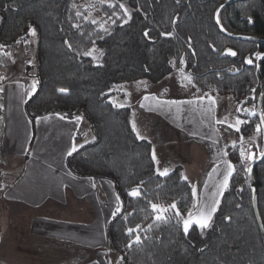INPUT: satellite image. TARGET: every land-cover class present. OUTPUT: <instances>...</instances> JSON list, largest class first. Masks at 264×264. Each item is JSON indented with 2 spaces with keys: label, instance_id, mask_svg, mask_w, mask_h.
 Segmentation results:
<instances>
[{
  "label": "trees",
  "instance_id": "1",
  "mask_svg": "<svg viewBox=\"0 0 264 264\" xmlns=\"http://www.w3.org/2000/svg\"><path fill=\"white\" fill-rule=\"evenodd\" d=\"M222 1L0 0L2 43L14 46L28 38L30 28L35 30L38 83L24 104L29 120L48 114L81 116L93 134L66 164L74 175L114 185L121 210L108 222L106 234L119 257L116 264H264L244 171L248 160L242 161L237 147L228 152L234 171L209 227L193 223L186 234L183 221L196 204L193 187L179 169L166 175L157 172L151 144L133 131L130 110L108 100L117 84L139 79L156 83L180 67L204 96L228 94L254 102L264 82V56L257 59V54H264V44L219 32L214 11ZM120 4L128 7L130 18ZM219 19L231 33L264 37V0L233 2L220 11ZM93 45L99 49L96 62L84 55ZM248 59L253 62L246 63ZM61 88L67 92H59ZM257 124L254 116L240 133L254 134ZM252 176L264 226V158ZM133 188L139 196L128 195Z\"/></svg>",
  "mask_w": 264,
  "mask_h": 264
},
{
  "label": "crops",
  "instance_id": "2",
  "mask_svg": "<svg viewBox=\"0 0 264 264\" xmlns=\"http://www.w3.org/2000/svg\"><path fill=\"white\" fill-rule=\"evenodd\" d=\"M35 43L30 34L11 46L0 63V264H61L68 261L69 248L75 259L80 257L76 264H97L98 254L110 248L106 228L120 201L109 180L77 176L67 167L72 144L80 147L91 140L82 139V119L48 114L37 122L27 117L24 104L34 93L29 80H36ZM190 101H147L139 119L150 126L143 138L153 144L157 138L179 141L181 133L205 143L219 137L216 120L224 117L219 105L205 98ZM160 167L159 173L171 171Z\"/></svg>",
  "mask_w": 264,
  "mask_h": 264
},
{
  "label": "rangeland",
  "instance_id": "3",
  "mask_svg": "<svg viewBox=\"0 0 264 264\" xmlns=\"http://www.w3.org/2000/svg\"><path fill=\"white\" fill-rule=\"evenodd\" d=\"M80 1L83 4H88L93 2L94 0ZM106 2L109 3L111 2V0H106ZM126 8L128 10L127 6ZM92 49H95V51L90 57L93 58L94 56V60L96 62L97 58H99V49L95 45H93L90 50ZM260 56H264V54H260ZM30 65L31 67L34 65V59H31ZM185 76L190 75L184 69L179 67L174 69L167 77L156 83H152L149 80L145 79H139L130 83L117 84L110 90L108 100L116 107H125L130 110L132 126L133 123L136 126L135 134L137 135V133H139V136L142 137V139H144L143 135H148L147 133H149L148 131L150 128V126L144 120H139L141 115H143L141 111V104L145 105L147 101H190L200 99L201 97L205 99H208L207 97H212L215 100L216 105H219V109L221 110L219 114L224 113L223 121L226 122L222 124L216 123V130L219 134V137L214 136V139L216 140H208V142L206 141V143L205 141H202L200 139H198L200 141H193L192 134H186L187 137H184L185 134L181 133L179 134L181 138H186L187 140L182 141V139L180 138L178 141L176 140V138L171 137L169 141L167 139H165L164 141H159L157 138L155 139L153 144L149 141L151 144L152 156L153 152L155 153L156 159L154 160V162L157 172L159 173L160 170H163L162 167H160L161 165H164L167 168H171V170L179 169L181 177L185 178L192 187H195L196 199L195 196L194 199L196 204L192 208L193 210L186 214V217L184 218V220L188 219L189 214L191 213L192 219L193 221H195L199 219V213L201 210L207 211L208 209H210V207L213 205V201L219 200L221 196L219 194L214 196L213 193L218 192V185L223 181L224 174L228 171L225 161L230 163L228 159V152L230 148L233 149L236 146L239 155L242 149L245 151L246 156L247 154L257 155L262 150V141L261 133L257 132V130L254 134L246 136H243L240 133V128L243 125L250 123L254 116L256 117V115H248L246 117H242L236 112L238 103L243 100L246 101L245 106L252 107V111L254 112L258 95L256 96L254 102L251 103L247 102V98L239 100L228 94H214L204 96L203 93L201 94L194 88L192 82L189 83L188 80L184 79ZM32 81L36 80L31 78L29 80V83L31 84ZM145 96L150 97V99L145 100ZM152 97H155V99H152ZM237 118L247 121V123H243L237 126L239 128V131H237L235 127H228L229 124L235 125ZM81 119L83 125H81V130H86L82 132V139L86 140L88 137L93 138V134H89L90 132H88V123L82 117ZM143 124H147L148 129H146L147 127H145V130H141L142 128H144L142 127ZM169 135L170 134L166 136L168 137ZM241 137H243V143H241ZM218 141H220V146ZM233 142H235L234 147ZM188 147H190V149L187 152ZM205 149H207L206 151H208L210 160L206 159ZM189 151L194 153L195 156L193 159L190 158ZM225 153H227V155H224ZM179 161H183L186 163L179 165ZM213 169L216 170L213 171ZM194 224L196 223L194 222ZM62 253L64 254V251ZM87 255V253H84V257L86 260L90 259V257H88ZM4 256L8 255L4 254ZM75 257V252L69 248L68 261H63L61 264H76V259L80 257L76 259ZM118 258V255L113 250L107 248L98 254L97 264H116ZM1 264H12V262L6 261L2 262ZM16 264L24 263L18 262Z\"/></svg>",
  "mask_w": 264,
  "mask_h": 264
},
{
  "label": "snow or ice",
  "instance_id": "4",
  "mask_svg": "<svg viewBox=\"0 0 264 264\" xmlns=\"http://www.w3.org/2000/svg\"><path fill=\"white\" fill-rule=\"evenodd\" d=\"M104 2H106V0H101V3H104ZM109 6L112 7L111 4H110ZM119 7H120L121 9L124 10V16H127V17L130 18V13L128 12L126 6H125L124 4H120ZM79 15H80V13L77 12V16H79ZM113 15H116V13L114 12ZM124 22L127 23V20H125ZM92 23H96V21L93 20ZM217 23H220L219 19H217ZM101 27L103 28V25H101ZM29 31H30V34H31L32 36H35V30H34V29H31V28H30ZM105 31H106V29H105ZM144 35H145L146 37H148V36H149V33H148L147 31H145ZM161 35H171V34H170V33H161ZM19 42H20V41H17V43H19ZM66 43H68V42L66 41ZM93 43H94V42H93ZM69 46H70V45H69ZM0 48H3V45H0ZM94 51H95V49L89 50V51L85 52L84 55H86V56H92ZM229 52H230V54L233 55V56L236 55L235 52H231L230 50H229ZM4 55H9V54H8V53H4ZM260 58H261L260 54H257V59H260ZM93 59H95L94 56H93ZM183 62H184L183 59H181V63H183ZM245 62L251 64L253 61H252L251 59H248V60H246ZM0 78H2V77H0ZM184 79L188 80L189 83H191V77H190V76H185ZM37 83H38V81H33V84H32V91H33V92L35 91V88H36V84H37ZM58 91L61 92V93H66V92H67V90L64 89V88L58 89ZM31 94H32V92H29V93H28V95H31ZM207 98H208L210 104H214V103H215V100H214L212 97H207ZM144 99H145V100H148V99H150V97L145 96ZM152 99H155V97H152ZM200 99H203V97H201ZM167 103H169V104H174V103H178V102H176V101H168ZM188 103H191V101H189ZM141 107H144V105L141 104ZM212 111H213V109H212L211 107H209V108L207 109V112H208L210 115H211ZM237 111L239 112V111H241V109L238 108ZM243 111H244V112H247L249 116H254V115H255V112L250 111V110H248V109H243ZM40 119H41V118L37 117V122H39ZM43 119H44V120H47V117H44ZM61 119H63V117H61ZM76 119H77V120H80L81 117H76ZM225 122H226V121L216 120V123H218V124H222V123H225ZM243 123H247V121H245V120H241V119L237 118V120H236V122H235V125L229 124L228 127H230V128L235 127L236 130L239 131V128H238L237 126L240 125V124H243ZM261 125H264V114H261V117H260V123L257 124V131H258V132L261 131ZM133 131H134V132L136 131V126H135L134 123H133ZM137 136H138V138H142V137L139 136V133H137ZM241 143H243V137H241ZM234 146H235V142H233V147H234ZM77 147H78V146H77L75 143H73L72 146H71V148L68 150L67 155H68V156H71L74 152L77 151ZM224 155H227V153H225ZM240 156H241V158H242V161H243L245 158H246L247 160H252V159L254 158V157H253V154H247V156H246V153H245V151H244L243 149H242L241 152H240ZM261 156H264V153H261ZM155 159H156V157H155V153L153 152V160H155ZM225 163L227 164L228 171L224 174L223 181L218 185V192H217V193H213L214 196H216L217 194H219V195H222V194H223V191H224L225 189H227V187H228L229 177H231V175H232V173H233V171H234V166H233L231 163H228L227 161H225ZM215 170H216V169H213V171H215ZM244 171H245L246 173H250V172H251V168H250V167H246V168L244 169ZM160 174H161V175H166L167 172H166V171H165V172H161ZM195 193H196V189H195V187H193V195H194V196H195ZM128 195H129V196H132V197H137V196L140 195V193H139V190H138L137 188H133V189H131V190L129 191ZM116 199L119 200V196H117ZM218 204H219V200H214V201H213V205L210 207V209H208L207 211L201 210L200 213H199V219H197V220H195V221H193L192 216H191V213H190V214H189V218H188V219H185V220L183 221L184 232L187 234L188 231H189V227H190L194 222H195V223H196L201 229H205V228L209 227V222H210L211 219H212V213H214V212L216 211V205H218ZM172 207H175V205H173ZM152 208H153L154 211H156L157 208H158V206L155 205V204H153V205H152ZM120 210H121L120 207H117L116 212H119ZM159 211H160V212H166L167 209H159ZM116 212L113 213V216L116 215ZM177 215H179V213H177ZM156 219H157V220H160V219H162V216H161V215H157V216H156ZM132 231H133V229H128V232H129V233H131ZM135 242H136V243H139V237L136 238V241H135ZM129 246H131V245H129Z\"/></svg>",
  "mask_w": 264,
  "mask_h": 264
},
{
  "label": "water",
  "instance_id": "5",
  "mask_svg": "<svg viewBox=\"0 0 264 264\" xmlns=\"http://www.w3.org/2000/svg\"><path fill=\"white\" fill-rule=\"evenodd\" d=\"M236 1H239V0H223L221 3H219L217 5V7L214 11V21H215V24H216L219 32L222 33L223 35L229 37V38H232V39H239V40H243V41H250V42H256V43L264 44V37H262V36L231 33L223 27L221 22L217 23V19H219L220 11L224 7H226L227 5H229L233 2H236ZM219 21H220V19H219ZM263 101H264V83L260 89L258 96H257L255 108H254V112H255V115L258 119V123H260ZM245 103H246L245 100L240 101L236 107V112L238 113V115H240L242 117L248 116V113L244 112L243 109H248L250 111L253 110L252 107L245 106ZM238 108L241 109V111L238 112L237 111ZM260 133H261V141H262V150L257 155H253L254 158L252 160H249V164L247 167L251 168V172L246 173V177H247V181H248V184H249V187L251 190L253 213L255 216L256 223H257L258 228H259L261 240H262L263 247H264V226H263V223H262L259 211H258V207H257V186H256L255 180L252 176L254 167L264 158V156H261V153H264V125H261ZM195 199H196V193H195Z\"/></svg>",
  "mask_w": 264,
  "mask_h": 264
},
{
  "label": "built area",
  "instance_id": "6",
  "mask_svg": "<svg viewBox=\"0 0 264 264\" xmlns=\"http://www.w3.org/2000/svg\"><path fill=\"white\" fill-rule=\"evenodd\" d=\"M0 45H3V48H0V62H2L7 57V55H4V53H9L10 46L2 43L1 41Z\"/></svg>",
  "mask_w": 264,
  "mask_h": 264
}]
</instances>
